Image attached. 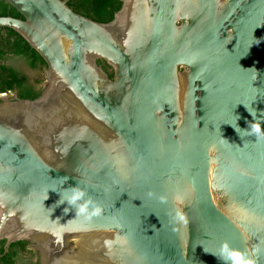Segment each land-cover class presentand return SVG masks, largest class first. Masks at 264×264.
Returning <instances> with one entry per match:
<instances>
[{"label": "water", "instance_id": "95a60500", "mask_svg": "<svg viewBox=\"0 0 264 264\" xmlns=\"http://www.w3.org/2000/svg\"><path fill=\"white\" fill-rule=\"evenodd\" d=\"M5 1L47 68L39 97L0 96V240L39 264H224V242L264 264V138L234 128L264 129V0H121L109 22Z\"/></svg>", "mask_w": 264, "mask_h": 264}, {"label": "flooded vegetation", "instance_id": "af4514ba", "mask_svg": "<svg viewBox=\"0 0 264 264\" xmlns=\"http://www.w3.org/2000/svg\"><path fill=\"white\" fill-rule=\"evenodd\" d=\"M82 0H68V4L76 11L81 14L84 10V7L81 6ZM90 4L93 6L94 2L91 1ZM16 9V8H15ZM82 9V10H81ZM90 14H94L93 8H90ZM81 10V11H80ZM3 15H0V17ZM4 16H12L16 18H24L17 17L13 15H4ZM11 28L0 26V50L2 53L0 54V81H4L6 76L11 73L12 75H15V77L21 78L23 75L27 76V79H30V84L34 85L37 92L43 90L44 83L43 80L45 77H39L40 81L35 82V78L32 77L29 73L30 69H33L30 67L26 56L23 54H16L13 50V47L10 45V42H14L16 40V36L10 34ZM13 30V29H12ZM14 31V30H13ZM7 67L10 70H3V67ZM43 66H39L38 69L41 71H44L42 69ZM110 67L107 66L106 69L108 70ZM11 69H15L13 72H11ZM45 73V71H44ZM14 76H12L11 79H13ZM25 82V80L23 79ZM17 95L19 97V94L17 91H3L0 92L1 95ZM20 98V97H19ZM0 264H39L38 259V252L36 249L33 248V246L27 242V241H17V242H11L8 245L7 239H1L0 240Z\"/></svg>", "mask_w": 264, "mask_h": 264}, {"label": "trees", "instance_id": "16d2710c", "mask_svg": "<svg viewBox=\"0 0 264 264\" xmlns=\"http://www.w3.org/2000/svg\"><path fill=\"white\" fill-rule=\"evenodd\" d=\"M91 1L94 2L93 6L90 4ZM121 5V0H82L81 3V6L84 7V10L82 11L83 15H86L99 22L111 21L114 18L115 13L121 8ZM90 8H93L92 10L95 11L94 14H90ZM0 15H13L22 17V15L5 0H0ZM10 34L16 36V40L14 42H10V45L13 47L15 53L21 55L24 54L30 67L33 69H38V67L41 65L43 66L42 69L46 71L47 64L43 57L35 49H33L29 43L16 31L11 29ZM1 53L2 51L0 50V54ZM106 67L107 66H104L105 69ZM3 70L10 69L5 66L3 67ZM14 70L15 69H11V72ZM12 76H14L13 79H11ZM30 81L31 80L27 79V76L25 75L19 78L9 73L4 81H0V92L8 90L17 91L19 97L22 99H35L40 96L42 90L37 92L35 86L30 84ZM39 81V78L35 79V82Z\"/></svg>", "mask_w": 264, "mask_h": 264}, {"label": "clouds", "instance_id": "9594fccd", "mask_svg": "<svg viewBox=\"0 0 264 264\" xmlns=\"http://www.w3.org/2000/svg\"><path fill=\"white\" fill-rule=\"evenodd\" d=\"M252 116L253 113L249 112ZM235 130L240 134V132H246L248 135H254L257 139L264 138V129H262L261 123L254 119V122H250L249 129L241 130L238 125H236ZM72 195L68 199L67 203L75 206L76 215L83 216L85 219H90L92 216L99 214V207L92 206L90 210V205H92L91 199L85 200L84 197L86 193L78 187H72ZM80 201H83L80 203ZM224 264H254V261L248 256L247 253L242 252L238 249H233L227 242L221 245L220 256L218 257Z\"/></svg>", "mask_w": 264, "mask_h": 264}, {"label": "rangeland", "instance_id": "374dc122", "mask_svg": "<svg viewBox=\"0 0 264 264\" xmlns=\"http://www.w3.org/2000/svg\"><path fill=\"white\" fill-rule=\"evenodd\" d=\"M39 77H45V73H41V74H37V75H35V79L36 78H39ZM45 82V79L43 80V83Z\"/></svg>", "mask_w": 264, "mask_h": 264}]
</instances>
